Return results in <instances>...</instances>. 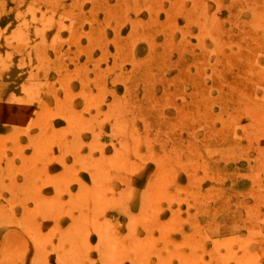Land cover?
<instances>
[{
    "label": "rangeland",
    "instance_id": "374dc122",
    "mask_svg": "<svg viewBox=\"0 0 264 264\" xmlns=\"http://www.w3.org/2000/svg\"><path fill=\"white\" fill-rule=\"evenodd\" d=\"M264 264V0H0V264Z\"/></svg>",
    "mask_w": 264,
    "mask_h": 264
},
{
    "label": "bare ground",
    "instance_id": "6f19581e",
    "mask_svg": "<svg viewBox=\"0 0 264 264\" xmlns=\"http://www.w3.org/2000/svg\"><path fill=\"white\" fill-rule=\"evenodd\" d=\"M112 264V263H111ZM114 264V263H113ZM122 264V263H121Z\"/></svg>",
    "mask_w": 264,
    "mask_h": 264
}]
</instances>
